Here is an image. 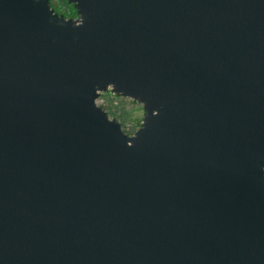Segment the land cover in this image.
<instances>
[{
  "label": "water",
  "instance_id": "obj_1",
  "mask_svg": "<svg viewBox=\"0 0 264 264\" xmlns=\"http://www.w3.org/2000/svg\"><path fill=\"white\" fill-rule=\"evenodd\" d=\"M66 2L0 0V264H264V0Z\"/></svg>",
  "mask_w": 264,
  "mask_h": 264
},
{
  "label": "rangeland",
  "instance_id": "obj_2",
  "mask_svg": "<svg viewBox=\"0 0 264 264\" xmlns=\"http://www.w3.org/2000/svg\"><path fill=\"white\" fill-rule=\"evenodd\" d=\"M51 1L53 9L57 11L59 16L68 15L73 8L65 0ZM115 100L112 102L107 92L99 96L96 104L107 112L111 119H116L119 122L126 135L132 136L142 122L144 115L142 106L128 98L118 97Z\"/></svg>",
  "mask_w": 264,
  "mask_h": 264
},
{
  "label": "trees",
  "instance_id": "obj_3",
  "mask_svg": "<svg viewBox=\"0 0 264 264\" xmlns=\"http://www.w3.org/2000/svg\"><path fill=\"white\" fill-rule=\"evenodd\" d=\"M66 1V0H65ZM51 0H50V7L53 9V6L51 5ZM71 6V5H70ZM72 7V6H71ZM55 13H57V11L55 9H53ZM64 18H72V19H75L77 16H76V12L74 10V8H71L70 12L68 15H63Z\"/></svg>",
  "mask_w": 264,
  "mask_h": 264
},
{
  "label": "built area",
  "instance_id": "obj_4",
  "mask_svg": "<svg viewBox=\"0 0 264 264\" xmlns=\"http://www.w3.org/2000/svg\"><path fill=\"white\" fill-rule=\"evenodd\" d=\"M109 93V95H110V97H111V101L113 100H115V99H117L118 98V96H116V95H114L113 93H111V92H108ZM112 101V102H113ZM116 101V100H115ZM114 103H116V102H114Z\"/></svg>",
  "mask_w": 264,
  "mask_h": 264
}]
</instances>
